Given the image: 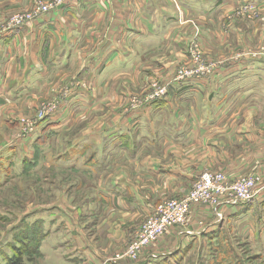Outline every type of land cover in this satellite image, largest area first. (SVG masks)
Here are the masks:
<instances>
[{
    "label": "crops",
    "instance_id": "crops-1",
    "mask_svg": "<svg viewBox=\"0 0 264 264\" xmlns=\"http://www.w3.org/2000/svg\"><path fill=\"white\" fill-rule=\"evenodd\" d=\"M31 3L0 0V24L3 13L30 8ZM248 3L264 13V0H69L30 24L1 31L0 166L29 164L35 171L42 164L94 179L93 198L79 207L78 214L99 219L94 232L102 236L109 253L126 247L161 201L184 197L205 170L228 165L226 148L241 151L231 159L233 168L225 171L229 178L250 173L260 161L243 150L256 141L264 143V138L249 120L237 118L247 98L255 96L264 82L242 74L264 73V57L228 61L211 77L169 83L166 97L132 112L111 117L106 105L110 101L118 106L137 93L126 81L141 87L148 83L142 79L148 73L163 82L152 70L172 67L167 59L175 54L188 57V38L184 32L176 33L180 13L182 19L200 20L202 40L224 52L248 46L241 32L232 28L224 34L219 25L222 17ZM43 98L55 99L58 108L33 134L23 137L17 132L20 118L34 116L36 101ZM91 118L97 124L88 130L93 123L82 121ZM80 131L85 132L74 135ZM181 150L188 152L183 154L187 158L178 154ZM132 175L140 179L141 187L155 191H141L130 180ZM49 210L61 214L57 220V215H49L51 225L69 228H46L45 245L55 252L57 262L110 263L104 249L100 253L80 234L72 212L59 206ZM224 236L249 238L264 249V186L252 203L223 208L221 218L211 209L194 207L187 227L171 229L139 263L152 264L198 240L212 243ZM152 252L160 257L147 259Z\"/></svg>",
    "mask_w": 264,
    "mask_h": 264
},
{
    "label": "rangeland",
    "instance_id": "rangeland-1",
    "mask_svg": "<svg viewBox=\"0 0 264 264\" xmlns=\"http://www.w3.org/2000/svg\"><path fill=\"white\" fill-rule=\"evenodd\" d=\"M51 1L52 0H40L43 4L50 3ZM36 4H39L38 0H32L30 8H16L10 12L3 13L5 17L0 24V28L2 24L8 23L10 19L16 16L24 15L29 17L34 15L37 12ZM180 17L181 19L177 28H181H178V32L176 33L181 35L184 32L182 35L187 36L186 38H188L189 44L185 48H187L188 57L180 58L175 54V58H172V60L169 58L167 59V63L174 64L172 67L166 68L165 70H152L158 75H161L160 77L163 78L162 81L166 83L164 85L167 86V89L168 84L178 75L181 69L184 68L185 70H189L199 67L200 64L194 63V58H200L201 60H205V63H210V66H215L211 73H207L204 77L207 78L211 77L216 71H218L220 66H223L228 61L237 62L242 58L249 56L252 57V55H258L260 58L264 57V13L259 7L243 9L238 5L233 12H230L221 18L219 25L222 33L225 34L232 28L238 30L244 35L248 45L233 50L232 54H229L227 51L224 52L220 46H213V44L206 43L202 40L200 32L202 31L203 24L200 20L182 19L181 13ZM149 75L150 74L146 73L142 77V79H144V81L147 80L148 83H144L141 87L137 83L135 84L137 86L134 85L137 89L132 87L130 82L126 81L125 84H127L128 89L133 93H137L129 96V99L127 100H122L120 105L116 106L110 101L106 102L107 107L110 109V114L113 113L111 117H114L122 111H135L136 108L133 109L135 103L141 102L151 92L159 91V85L160 83L163 84V82ZM242 75L245 77L258 76L257 79L259 78L261 82H264L263 71L255 70L243 73ZM36 103L38 105L37 113L34 116H22L20 120L25 119L34 121L37 116L40 115L38 114L39 111L47 109L51 110L53 107L55 109L58 108V103L55 99L43 98L36 101ZM245 103L246 104L239 114L237 121L249 120L252 127L261 132L263 137L260 136L259 138H264V87L256 92L255 96H249ZM20 120V128L17 132H20L22 135L23 125L20 124ZM82 123H93L92 127L87 126L88 130L94 129L97 124L93 118L82 121ZM83 124H80V126H85ZM100 125L101 122L99 123V126ZM81 132L85 131H80L74 135L78 136ZM70 138H73L72 133L70 134ZM212 138L216 139L217 135ZM55 140H57V138L53 141ZM60 140H62V137ZM225 150L230 157L228 165L221 167L220 170L211 169L210 171L213 170V172L225 173V171L233 168L235 161H232L231 159L235 158V154H238L241 151L240 149L230 150L228 148ZM243 151L247 152L250 157H258L260 161L259 164L252 166L250 173L246 175L258 176L264 179V143L260 140L256 141L255 145L246 147ZM178 154L183 158H187L183 156V154L187 155L188 152L181 150ZM29 166L30 165L27 164L23 167L18 164H10L7 162L0 167V255L4 256V261H6V258L12 256L13 252L11 251L10 246L15 241V236L18 232L17 228L22 225L26 226L27 224L31 225L34 224V222L42 221L44 232L48 227L53 229V226L60 230L69 229L66 225L61 228L62 223H55L54 225L50 224V221L53 220L50 216L57 215L55 217L57 220L61 215L58 213H50L52 210L49 209L57 206L73 213V217L79 224L78 231L80 234L88 238L89 241L92 242L94 248L101 253L102 249L106 246L103 245L102 236H99L94 232L100 223L99 219H96L95 216L92 215V218L86 219L85 216H81L82 214H78L79 207L86 202H90L93 198L91 196L96 185L94 179H87L84 175L80 174L81 172H66L47 168L42 164H39L35 171H32L31 166ZM8 169L10 170V173L6 174ZM130 180L136 183L140 182V179L133 175L130 176ZM139 185V187H141V183ZM140 190L144 192L149 190V194L155 191L151 186L141 187ZM157 206L158 204L156 207ZM75 219L71 218L70 222L74 223L73 221ZM67 231L71 234V231ZM28 237L31 236L29 235ZM46 238L43 239L39 245L33 243L28 245L27 249L29 254L24 256L25 264H62L57 262L55 252L49 250L47 245H45L47 243ZM248 239L243 240L241 237L234 238L233 236L229 239L228 236H224L212 243L205 239L198 240L193 247L179 248L178 251L173 250L171 254L166 257L181 254L180 258L176 259L177 262H173L174 264H213L214 261L220 257V254L228 252L234 260H239L237 262H240V264H264V249L260 250L258 245H252V242L250 243ZM218 241H222V244L216 246L215 244ZM217 247H220V249L218 248L217 250ZM105 249L102 253L108 260H110L111 264L120 263L114 261V258L125 251V247L116 253H109L108 250L106 251ZM140 263L138 262L137 264Z\"/></svg>",
    "mask_w": 264,
    "mask_h": 264
},
{
    "label": "built area",
    "instance_id": "built-area-1",
    "mask_svg": "<svg viewBox=\"0 0 264 264\" xmlns=\"http://www.w3.org/2000/svg\"><path fill=\"white\" fill-rule=\"evenodd\" d=\"M68 1L52 0L50 3L43 4L38 0L39 4H36L37 12L34 15L29 17L24 15L16 16L1 26L0 32L7 28L23 27L37 16L49 14ZM241 7L243 9L258 8L254 3H248ZM251 58L255 59L260 57L258 55H252ZM194 63L200 64L199 67L189 70L181 69L170 83L188 79L200 80L207 73H211L215 67L210 66V63H205V60H201L200 58H194ZM159 86L160 89L158 92L148 94L141 102L135 103L133 109L166 97L168 94L167 86L161 83ZM56 109L53 107L51 110L39 111L38 114L40 115L34 121L21 119L20 124L23 125L22 135L27 137L33 134L41 120L53 113ZM263 186L264 179L258 176L243 175L231 179L226 173L205 170L184 197L167 198L161 201L153 213L136 228L130 242L125 247V251L117 255L114 261L123 264H137L142 255L147 250L156 246L171 229L187 227L190 213L194 207L198 206L211 209L218 218H221L222 210L225 207L236 205L244 206L252 203ZM187 233L191 234V232ZM157 255L152 252L147 259H157Z\"/></svg>",
    "mask_w": 264,
    "mask_h": 264
},
{
    "label": "trees",
    "instance_id": "trees-1",
    "mask_svg": "<svg viewBox=\"0 0 264 264\" xmlns=\"http://www.w3.org/2000/svg\"><path fill=\"white\" fill-rule=\"evenodd\" d=\"M23 226L24 225L21 226L22 228H17L18 232L15 236V241L10 246L11 251L13 252L12 256L6 258V261H4V256L0 255V264H25L24 256L29 254V251L27 249L28 245L32 243L39 245L40 242L47 237L46 231L44 232L42 221H37L34 222V224H27L26 226ZM29 235L31 237H28ZM180 255L181 254H176L170 257H165L152 264H174L173 262H177L176 259L180 258ZM237 261L239 260H234V258L228 252H225L224 254H220V257L217 258L213 264H240V262ZM140 264L149 263L142 262Z\"/></svg>",
    "mask_w": 264,
    "mask_h": 264
}]
</instances>
